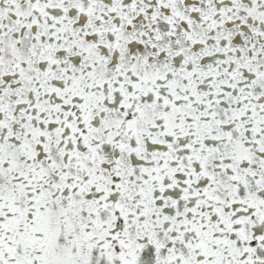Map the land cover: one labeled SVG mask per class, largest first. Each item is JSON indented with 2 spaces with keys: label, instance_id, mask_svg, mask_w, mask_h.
Returning <instances> with one entry per match:
<instances>
[{
  "label": "snow or ice",
  "instance_id": "snow-or-ice-1",
  "mask_svg": "<svg viewBox=\"0 0 264 264\" xmlns=\"http://www.w3.org/2000/svg\"><path fill=\"white\" fill-rule=\"evenodd\" d=\"M0 264H264V0H0Z\"/></svg>",
  "mask_w": 264,
  "mask_h": 264
}]
</instances>
